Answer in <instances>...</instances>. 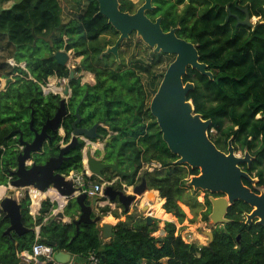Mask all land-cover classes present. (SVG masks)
<instances>
[{
    "label": "trees",
    "instance_id": "16d2710c",
    "mask_svg": "<svg viewBox=\"0 0 264 264\" xmlns=\"http://www.w3.org/2000/svg\"><path fill=\"white\" fill-rule=\"evenodd\" d=\"M7 8H0V47L7 40L8 48L16 61L0 65V77L8 79L5 90L0 91V185L7 184L11 172L18 166L19 135L32 141L30 126L34 112V127L41 130L52 118L61 102V95L45 93L44 86L51 76L70 78L71 70L62 66L54 57L61 49L73 50L83 56L77 71H89L96 76L94 85L81 84L80 78L70 80L73 96L69 100L70 112L64 117V134L50 131L51 138L44 144V151L36 157L38 162L58 155V145L68 143L72 137L75 114L80 104L82 116L79 126L91 127L99 122L98 132L107 137L109 126L116 133L107 143L106 159L120 161V167H137L160 162L162 168L145 169L141 179L147 180L151 189L160 191L165 198L164 209L183 222L186 213L180 202L190 204L195 215L203 204L197 202L187 183L189 177L199 174V168L176 164L178 156L170 151L162 132L150 111V103L157 91L168 65L175 55L155 52L136 32L121 45V62L113 54L102 52L113 45L119 32L98 14L97 0H73L65 8L60 0H14ZM188 1V2H187ZM121 9L134 12L139 7L133 0H120ZM157 7L147 14L155 19L162 16L165 31L179 27L177 34L196 44L200 61L214 74L211 79L189 67L185 81H193L195 89L188 95L195 111L204 119L211 118L217 136L211 139L222 150H227L232 137L237 150L248 148L257 159L258 174L264 183V24L254 30L236 26L233 14L245 16L244 8L251 15L264 18V0H154ZM187 2L180 10L179 5ZM50 37V40L48 39ZM145 44L146 49L142 47ZM152 49L151 54L147 50ZM125 50L130 55L125 54ZM49 55V57H46ZM21 63H25L23 67ZM165 65L160 72L159 67ZM7 71L4 73L3 70ZM80 141L70 149L63 162L62 172L84 171L83 147ZM256 149V150H253ZM136 174L129 177V184L137 182ZM93 179L95 177H92ZM111 180V178H110ZM22 220L30 230L18 235L15 231L5 235L9 223L0 218V264H18L17 253L31 250L36 240L37 225H41L40 239L55 241L56 251L65 250L73 255L87 256L94 250L101 264H264V232L254 229L253 236L245 234L236 247L237 232L246 225L239 223L244 210L230 208L228 216L236 219L225 228L216 230L210 245L187 243L176 234V224L165 222L166 235L157 237L158 221L148 225L136 214L119 221L114 235L103 242L101 227L95 223H82L80 234L73 241L77 230L73 222H44V214L36 219L30 213L31 197L21 198ZM68 204L67 213L73 218L79 208ZM51 203L44 202L43 213ZM119 217V216H117ZM208 219V212L204 213ZM104 257V259H103ZM46 264H60L48 261Z\"/></svg>",
    "mask_w": 264,
    "mask_h": 264
},
{
    "label": "water",
    "instance_id": "95a60500",
    "mask_svg": "<svg viewBox=\"0 0 264 264\" xmlns=\"http://www.w3.org/2000/svg\"><path fill=\"white\" fill-rule=\"evenodd\" d=\"M99 3L98 14L108 18V22L119 32V37L113 45H110L102 52V55L113 54L118 62H121L120 49L125 40L136 35L145 44L153 48L155 52H163L175 55V59L168 65L160 85L152 97L150 111L156 118L163 140L166 142L170 151L178 156L176 164L189 165L192 168H199L200 173L192 175L187 185L194 190H206L213 193H224L226 197L212 198L213 210L210 215L214 223L228 222L225 218L229 202L232 204L236 200H242L248 204L256 206L254 212L248 215L249 222L253 218L259 217V223H264V196L255 194L243 183V179H251L240 164L250 160L249 152L245 157H240L235 153L232 140L229 142V152L220 150L210 137V129L213 125L211 118L204 119L202 114L195 111V105L188 95L195 89L193 81H185L184 77L188 73L189 67L197 69L202 74L213 79V72L208 69L205 62L200 61L199 50L195 43L177 34L179 27H171L165 31L162 26V16L151 18L147 12L155 9L154 0H144L136 11H124L121 9L120 0H97ZM248 13V11H247ZM247 15L245 20L240 23L252 26ZM50 40V37L48 38ZM46 57H49L47 55ZM58 63L65 67H70L75 59V54L67 49H61L54 53ZM76 76L75 70H71L70 80ZM50 91H45L48 93ZM59 93V92H55ZM73 93L67 85L61 94V102L55 115L48 118L41 130L34 127V112L30 126L34 132L32 141L24 139L23 134L19 135V154L18 166L11 172L12 180L7 186L6 194L0 197V218L8 220V227L4 231L5 235H11L15 231L18 235L27 233V228L22 220V203L17 197V190L21 188H32L45 193L50 189H55L59 196L64 197L66 204L62 207L75 204L79 211L71 221L76 225V234L72 241L80 234L82 223H95L103 229L102 237L111 239L114 235L113 225L101 223L102 215L96 213L95 208H99L98 202L102 197L93 199L83 191V187L76 184L78 175L62 172L63 162L68 159L70 149L75 147L80 141H84L83 159L84 169L92 177H98L106 182L104 195L109 202L103 207L112 208V204H121L128 212L139 198L149 192H155L148 186L147 180L143 178L141 182L133 183V192L127 193V186L117 188L116 182H108L105 174L107 169H111L122 177H133L138 172L135 167L132 171H125L120 167V161L106 159L107 150L104 156L99 157L92 151V142L103 139L98 132L101 123L97 122L91 127L79 126L82 116L80 114V104L76 108L77 119L73 123L71 140L68 143L62 141L58 145V155L51 156L45 162H38L36 157L43 153L44 144L51 138L50 131H58L64 134L62 122L64 117L70 112L69 100ZM111 139L108 140L110 142ZM86 147L87 151H85ZM106 147V145H105ZM104 147V149H105ZM87 179H90L89 177ZM229 201V202H228ZM58 206H61L59 198L52 199ZM60 211V210H59ZM57 217L65 218V213L57 212ZM148 225L154 223L155 218L151 215L145 216ZM41 227L37 229L38 233ZM35 230V229H34ZM36 231V230H35ZM210 239L213 240V232L208 231ZM160 239H162L160 237ZM52 246H56L55 241H46ZM104 259V257H103ZM55 260L61 264H69L72 261V254L61 250L56 252Z\"/></svg>",
    "mask_w": 264,
    "mask_h": 264
},
{
    "label": "crops",
    "instance_id": "0c3cea01",
    "mask_svg": "<svg viewBox=\"0 0 264 264\" xmlns=\"http://www.w3.org/2000/svg\"><path fill=\"white\" fill-rule=\"evenodd\" d=\"M14 2H15L14 0H0V8L10 7ZM11 59H14V58L11 57L8 60H11ZM22 64L25 65L24 67H26L25 63H22ZM1 79L4 82L8 83V79L6 77L3 76V77H1ZM58 79L60 80V78H58ZM66 86H67V84H64V82H63L62 83V91H64ZM106 128L108 129L107 137H104L103 139H99L97 141L92 142V145H93L92 151L96 150V153L99 157L105 155V152L107 150L105 145L107 146V143H108V140L110 139V137L116 133L115 131L110 129L109 126H106ZM104 147H105V149H104ZM87 148H90V147H86L85 151H87ZM84 161L85 160L83 159V163H84ZM153 162L154 163H160L157 161H153ZM149 164H151V163L144 164L143 167L137 172L136 179H137L138 183L141 182L140 179H141L142 173L145 169H149L150 171L155 169V168L152 169ZM160 168H162V164H161ZM122 169L125 171H132L134 168H132L130 166H126V167H123ZM105 174L107 176L108 182H110V183L116 182L115 186L117 188H120L123 185V186H127V189H128L127 193L133 192V185L128 183V180H130L129 177H127V176L122 177L120 174L115 173L111 169H107ZM110 178H111V180H110ZM93 181H94V183L102 184L104 186V188L106 186V182L104 180L98 178V177H95L93 179ZM0 187L4 188L3 193L0 194V197H2L4 194H6L7 188L4 186H0ZM151 190H153L154 192L156 191L155 195H154L156 197L155 200H150L149 198L152 194H149V192H146L145 194H143L139 198V200L135 204H133L132 208L128 212L124 209L123 205H121V204H112V208L103 207L104 204L109 202V199L104 195V190L101 194H98L96 196H90L91 199L98 197V196L102 197L101 201L98 202L99 208H95L96 213L93 214V217L97 216V214H101L102 215V221L100 224H102V223L112 224L113 225V231H114L115 225L119 221H126L128 219V216L132 215V214H136V215H135V218H133V220H131V223H134L140 217L145 218V216H147V215H151L155 218L154 223L157 222V220H159V219H157V217L158 218L163 217V219H169L170 220L171 217H174V215L172 213L167 212L164 209L163 205L165 202V198H163L160 195L159 190H157V189H151ZM23 191L25 192V194L29 193V195L31 197L30 213L35 219L42 214H44V216H45L44 222L49 221L50 223L54 222V221L58 222V223L59 222L70 223L69 221H71L73 219V216L71 214L67 213V206L65 208L62 207V204H66L65 198L59 196V194L57 193V191L55 189H50L49 191H47L45 193H41L40 191H37L36 189H32V188H27V189H24ZM55 198H59V200L61 202V206H58V204L56 202L55 203L52 202V199H55ZM45 201H49L51 203V208L49 211L43 213ZM159 204L161 206H158ZM159 209H160V211H159ZM61 211L63 213H65L64 219H61L60 217H57V215H56L57 212H61ZM158 213H162V216H160V214H158ZM165 215H169V217H166ZM117 216H119V217H117ZM39 227H41L40 224L35 227V230H36V234L40 236L41 229H40L39 233L37 231V229ZM102 233H103V229L101 231V236H102ZM102 239H103V242H108L110 240V239H105L103 237H102ZM28 251H30V250L24 249V250H21L20 252L17 253L18 258H19L18 264H28L26 261H24V259H22L24 256H26ZM41 264H46V263H41ZM69 264H89L88 254H87V256H79V255H73L72 254V261Z\"/></svg>",
    "mask_w": 264,
    "mask_h": 264
},
{
    "label": "flooded vegetation",
    "instance_id": "af4514ba",
    "mask_svg": "<svg viewBox=\"0 0 264 264\" xmlns=\"http://www.w3.org/2000/svg\"><path fill=\"white\" fill-rule=\"evenodd\" d=\"M243 11L245 12V16L244 17H241L238 14H233V16L236 18V26L237 27H240V26L249 27L250 30L252 31V30H254L257 27V25L264 24V18L261 17V16L251 15L250 14V11H249V8H244ZM247 11H248V13H247ZM247 15H249V17H250L249 20L252 23V26H249V25H245L243 23H240V20H242V21L245 20L246 17H247ZM79 63H78V65H76V64L73 65L71 63V66L68 67V68L70 70H73V69L75 70V72H76V76L75 77L81 79V84L82 85H85V84L94 85L96 82L94 84H91V82L84 81L83 80L84 73L85 72H89V71H77V68L79 66ZM95 78H96V76H95ZM213 78H214V74H213ZM60 79H68V84L67 85L72 90L71 84H70V78H60ZM48 84H50V83H48ZM47 89H49V90H47ZM47 89H45V87H44V91H50V90H52V89H50V87L47 88ZM50 92L55 93V92H58V91H50ZM72 93H73V90H72ZM57 94H60L61 95L62 93L59 92ZM209 132H212V134L214 136H217L219 134V131L216 128H214L213 125H212V127H211V129H210ZM231 140H232V137L228 140L227 150H222L218 146L217 147L220 150L228 153L229 152V145H230L229 142ZM232 144H233V140H232ZM253 150H256V149H253ZM247 152H249V154H250V160L243 162L242 164H240V166L242 167V169L245 172H247L250 175L251 179L244 178L243 179V183L247 187H249L255 194H257L259 196H264V183H261L262 178L258 174L259 166H257L256 168L252 169L253 168L254 161L257 159V156L255 155V153L251 154V152L249 151L248 148H245V150H237L235 148V153L238 156H240V157H245ZM4 187H6V186H4ZM204 192L206 194H195L194 197L196 198L197 202L203 204V206H201V212L203 213V216L202 217L204 218V213L205 212H208V219H205V218L204 219L207 222H212V223H210V226L211 227L208 230L202 229V233L203 234H206V236L208 238V245H210L213 242V240H214V236H213V240H211L210 237H209V235H207V232L208 231L213 232V235H214L215 232H216V230L225 228L228 223L234 222L236 220V219L230 218L228 216V213H229L230 208L232 206H234V205H237L236 208H238V210H237L238 212H239V209L244 210L243 213L240 214V216H241L240 218L241 219L238 220V221H239V223H242L243 225H246V228H243V229H241V230H239L237 232L236 240H235L236 241V247H238V246H240L242 244L243 237H244L245 234H250V236H253L254 229L257 230V229H260V227H261L262 231L264 232V223L262 224V223H259L258 222L259 221V217H255V218L252 219L251 222H249L248 215H250V214H252L254 212V210L256 209V206H253L251 204H248V203H246V202H244L242 200H236L232 204L228 201L229 202V207L227 208V213L225 215V218L228 219V222L214 223L212 221L211 217H210V215L212 213V210H213L212 198H222V197H226L228 199V196H227V194H224V193H221V192H219V193H213V192L206 191V190H204ZM187 243H191V242H187ZM263 244H264V238H263ZM202 246H205V245H202Z\"/></svg>",
    "mask_w": 264,
    "mask_h": 264
},
{
    "label": "rangeland",
    "instance_id": "374dc122",
    "mask_svg": "<svg viewBox=\"0 0 264 264\" xmlns=\"http://www.w3.org/2000/svg\"><path fill=\"white\" fill-rule=\"evenodd\" d=\"M60 1L65 8L70 7V5H69L70 2H73V0H60ZM173 1H176V0H173ZM134 2H136V4L140 6L143 4L144 0H134ZM187 2L180 4L179 9L182 10L185 7V5L187 4ZM153 3L157 7V4H155L154 1H153ZM150 11H152V10H150ZM1 43L3 45V48L1 49V47H0V65L3 62L7 61L8 57L10 55H12L11 50L8 48L7 40H4ZM142 47L145 49L147 48L145 46V44H142ZM151 53H152V49L147 50V54H151ZM125 54L130 55L128 50L127 51L125 50ZM82 58H83V56H76L75 55V59L72 61V64L78 65V63L82 60ZM165 67H166L165 65L159 67V70H161L160 72H162L165 69ZM6 71H7V69L3 70L4 73ZM83 77H84L83 78L84 81H89V82H91V84H94L96 82V78H95L94 73L85 72ZM63 82H64V84H68V79H60L59 80L57 76H51L49 79V82H48L51 84V86H47V84H46V87H50V89H52L50 91H58V92L63 94V92H64V91H62V83ZM53 86L58 87L60 89H55V88H53ZM47 90H49V89H47ZM0 91H1V89H0ZM191 177L192 176H190L188 179L190 180ZM190 191L193 193V194H190L191 196H194L195 194H206L204 192V190H200V189L194 190L193 188H191ZM149 199L155 200L156 197L154 195H151ZM180 205L186 213V218L184 219V221L180 222L176 216L171 217L170 220L169 219H163V217H161V218L157 217V219H159L158 230L154 233V235L157 237L165 236L166 235V230H165V226H164L165 221L166 220L167 221H173L176 224V230H177L176 234H180L186 242H191V243L195 242L196 244L201 245V246L202 245H208V238H207L206 234L202 233V229L208 230L211 227L210 223H212V222H207L202 217L203 213L201 212V207L198 210V214L195 215V212L192 211V207L190 204L180 202ZM158 214H160V216H162V213H158Z\"/></svg>",
    "mask_w": 264,
    "mask_h": 264
},
{
    "label": "built area",
    "instance_id": "2783aa9c",
    "mask_svg": "<svg viewBox=\"0 0 264 264\" xmlns=\"http://www.w3.org/2000/svg\"><path fill=\"white\" fill-rule=\"evenodd\" d=\"M9 62L12 65L16 64V61L14 59L9 60ZM23 67L25 65L21 64ZM47 86H51V84L47 83ZM7 87V82H4L0 78V89L5 90ZM49 87L45 86V89ZM150 167L153 168H160L161 164L160 163H154L152 162L149 164ZM87 174L84 172H73L71 176L73 175H78V178L76 180V184L83 187V191L86 192L89 196H96L98 194H101L104 190V186L100 183H94V181L91 178V174L87 171ZM90 179H87V178ZM12 180V177L9 179V185L10 181ZM24 189L27 188H21L17 190V197L21 199L22 197L25 196V192L23 191ZM56 249L54 246L48 244L45 241H42L40 239V236L37 235L35 242L32 245V249L27 252L26 256H24L22 259L26 261L28 264H41V263H46L48 261H56L55 260V254H56ZM88 260L89 264H101V258L98 255V253L94 250H91L88 253Z\"/></svg>",
    "mask_w": 264,
    "mask_h": 264
},
{
    "label": "clouds",
    "instance_id": "9594fccd",
    "mask_svg": "<svg viewBox=\"0 0 264 264\" xmlns=\"http://www.w3.org/2000/svg\"><path fill=\"white\" fill-rule=\"evenodd\" d=\"M69 51H71V52H72L73 50H69ZM72 53H74V52H72ZM14 60H15V59H14ZM45 86H46V85H45ZM45 86H44V87H45ZM19 146H20V145H19ZM73 172H77V171H72V172H70V173H69V175L71 176V174H72ZM82 172L86 173V171H85V170H84V171H82ZM11 177H12V176H11ZM71 177H72V176H71ZM92 180H93V178H92ZM10 182H11V181H10ZM8 183H9V182H8ZM8 183H7L6 185H5V184H2V185H0V186H6V188H7V186H9V184H8ZM37 191H38V190H37ZM16 195H17V194H16ZM18 199H19V198H18ZM19 200H21V199H19Z\"/></svg>",
    "mask_w": 264,
    "mask_h": 264
},
{
    "label": "bare ground",
    "instance_id": "6f19581e",
    "mask_svg": "<svg viewBox=\"0 0 264 264\" xmlns=\"http://www.w3.org/2000/svg\"><path fill=\"white\" fill-rule=\"evenodd\" d=\"M53 85H54V84H53ZM53 88H55V89H59V88H57V87H55V86H53ZM3 191H4V188H3V187H0V194L3 193ZM155 192H156V191H155ZM160 198H161V197H160ZM156 203H157V202H156ZM160 204H161V203H160ZM160 204H159V205H160ZM159 205H158V206H159ZM160 206H161V205H160ZM159 211H160V209H159ZM161 211H162V210H161ZM165 216H166V217H169V215H165Z\"/></svg>",
    "mask_w": 264,
    "mask_h": 264
}]
</instances>
